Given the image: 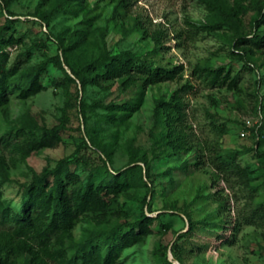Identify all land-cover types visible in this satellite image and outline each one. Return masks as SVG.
<instances>
[{"label":"rangeland","instance_id":"1","mask_svg":"<svg viewBox=\"0 0 264 264\" xmlns=\"http://www.w3.org/2000/svg\"><path fill=\"white\" fill-rule=\"evenodd\" d=\"M238 1L250 0H219V5L206 0H11L7 8L0 0V47L6 52V67H17L10 89L35 65L62 55L69 46L70 64L87 62L104 47L112 54L131 50L155 67L183 64L173 78L159 82L124 84L123 78H113L82 91L79 81L67 80L51 62L41 77L44 89L26 98L15 89L7 92L0 104L1 204L20 209L35 174L72 153L88 156L89 165L96 166L109 152L112 172L139 163L148 184L120 193L107 221L80 215L71 237L65 236L63 242L51 238L44 245L34 234L7 230L2 244L12 248L14 264H59L57 251L63 249L62 255L70 258L90 236H105L114 225L142 217V211L157 218L152 231L126 246L113 264H161L160 249L166 244L175 264H264L263 226L243 221L245 215L264 211V45L233 44L230 36L235 29L227 25L205 27L216 10L229 9L239 32L250 34L255 12L235 14L231 8ZM58 4L60 9L44 23L38 11L50 12ZM260 29L264 32V24ZM155 32L161 33L160 44L153 39ZM2 37H13V42ZM206 67L221 69L226 81H213L202 71ZM82 97L114 99L127 108L117 112L122 114L116 122L106 121L108 109L103 107L88 109L82 116L78 112ZM158 102L172 104L160 109L164 118L173 119L157 122ZM63 108L74 142L65 133V142L22 158L2 141L19 127L40 130L55 125ZM246 119L251 126H246ZM216 123L224 124L225 132L217 131ZM87 126L94 144L78 150ZM163 130H169L180 147L174 150L157 139ZM213 153L235 155L249 179L218 172L209 159ZM83 165L71 168L85 176ZM125 203L129 212L121 210ZM224 217L239 220L238 229L224 226L231 223H223ZM8 226L0 224V229ZM102 249L104 255L105 245Z\"/></svg>","mask_w":264,"mask_h":264},{"label":"trees","instance_id":"2","mask_svg":"<svg viewBox=\"0 0 264 264\" xmlns=\"http://www.w3.org/2000/svg\"><path fill=\"white\" fill-rule=\"evenodd\" d=\"M4 7L10 4L11 0H1ZM209 4L219 5V0H206ZM62 4L53 7L52 11H38L39 17L44 23L48 24L53 11L59 10ZM235 14L255 12L253 24L255 29L250 34L239 32L232 20V15L228 10H216L211 22L205 27L219 28L227 25L235 29L230 36L233 44L238 42L251 43L255 46L264 45V32H261V25L264 24V0H250L249 2L238 1L233 8ZM52 12V13H51ZM10 15L13 13L8 10ZM4 28V27H3ZM245 34V35H244ZM154 41L160 44L161 33L152 34ZM4 41L13 42V37H2ZM1 42V41H0ZM71 47H65L63 54H56L47 57L44 61L35 65L32 71L20 82H16L12 89L11 75L17 72V67H6V52L0 47V104L6 100V94L9 90L15 89L22 98L34 95L45 88L42 83V74L47 71V65L53 63L59 66L69 81H79L81 90L85 91L88 85H101L104 82H111L113 78H123L122 83L126 84L130 80H142L143 84L155 83L164 79L173 78L177 71L183 69V64L176 65L174 68H166L162 66H154L147 59L136 55L131 50H123L117 54L110 53L104 47L93 59L70 64L67 52ZM71 69V72L67 70ZM207 76H212L213 81L223 83L227 79V75H221V69H213L206 67ZM234 79H231L233 82ZM80 108L78 112L85 115L86 110H94L95 107H103L108 109L106 114L107 122H116L118 120L120 110L127 108L123 102L120 103L114 99L104 101L102 99H93L88 101L81 98L79 101ZM161 105H165L169 109L171 103L158 102L156 107V120L163 123L165 118L173 119V115L163 117L160 109ZM178 106V105H175ZM69 114L63 108L59 122L53 126H42L40 130H33L26 126L19 127L15 131H8L2 141L6 146L11 148L25 158L34 151L43 147H51L57 143L65 142L64 134L68 132ZM216 122V120H214ZM217 131L225 132V125L216 123ZM264 128V126L262 127ZM69 138L74 142L72 134L67 133ZM89 137V141L86 138ZM157 139L172 149H177L176 137H173L169 130H163ZM94 144V139L90 135V127L87 126L85 134L82 136V143H79L77 149L82 146L90 147ZM210 162L214 168L224 174L237 176L241 180H248V170L242 166L235 155L213 153L210 155ZM112 161L111 154L105 153L102 157V163L96 166L89 165V157L86 155H78L72 153L67 157L59 159L55 167H45L44 172L35 174L33 182H31L24 191L20 209H10L7 205L0 203V224L6 229H0V264H14V257L10 255L12 248H7V243L2 244V236L6 237L9 229H15L16 234H31L40 238L45 243L54 238L57 242H63L65 236L71 237V230L79 220L80 215L91 214L97 222L107 221L109 215L114 210V201L118 195L127 191L131 187L140 185H148L145 180L143 167L139 163L131 165L122 171H111L109 163ZM72 164H84L86 175L83 176L80 171L72 169ZM148 174V166H147ZM52 178V179H51ZM248 185V182H245ZM2 191L0 189V198ZM131 207L126 203L121 207L122 211L129 212ZM256 211V210H255ZM128 214V213H127ZM142 217L134 221H123L118 225H114L110 232L105 236L98 234V240L92 235L83 243L79 251L70 258L62 255L63 249L56 256L59 264H113L120 252L126 247L144 239L148 232L152 231L151 225L157 219L149 216L142 211ZM245 223L261 224L263 226L262 234L264 236V211L262 213L253 212L244 216ZM224 226H231L233 230L239 227V220L232 221L223 218ZM231 242L232 239H226ZM105 245V254H102V246ZM169 244L161 246L159 260L161 264H175L173 259L168 257ZM5 250V253L3 252ZM3 252V253H2Z\"/></svg>","mask_w":264,"mask_h":264},{"label":"built area","instance_id":"3","mask_svg":"<svg viewBox=\"0 0 264 264\" xmlns=\"http://www.w3.org/2000/svg\"><path fill=\"white\" fill-rule=\"evenodd\" d=\"M251 124H252L251 120L250 119H246V126L249 127V126H251Z\"/></svg>","mask_w":264,"mask_h":264}]
</instances>
